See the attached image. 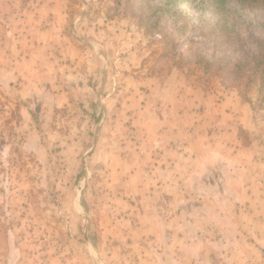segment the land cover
Instances as JSON below:
<instances>
[{"label": "crops", "instance_id": "1", "mask_svg": "<svg viewBox=\"0 0 264 264\" xmlns=\"http://www.w3.org/2000/svg\"><path fill=\"white\" fill-rule=\"evenodd\" d=\"M69 11L67 0H0L2 88L51 111L77 106L75 147L93 174L89 212L73 199L82 246L49 264H264V149L240 134L249 106L152 59L136 30L83 12L70 23Z\"/></svg>", "mask_w": 264, "mask_h": 264}, {"label": "rangeland", "instance_id": "2", "mask_svg": "<svg viewBox=\"0 0 264 264\" xmlns=\"http://www.w3.org/2000/svg\"><path fill=\"white\" fill-rule=\"evenodd\" d=\"M67 1L70 23L79 12L89 21H117L142 34L152 59L168 58L172 66L178 55L187 60L177 68L201 90L218 98L236 95L249 106L251 125L243 138L249 140L251 134L264 149V84L247 78L248 63L259 43H264V7L227 0L225 11L216 14L212 0H176L177 8L168 12L156 8L159 0ZM148 16L159 26L149 30ZM197 58L207 67L196 66ZM118 60L113 64V88L119 85ZM5 88L0 84V264H49L62 257L75 258L84 239L72 234L77 219L73 199L81 196L80 206L89 212L93 202L82 195L95 187L92 171L75 147L81 136L78 107L51 111L43 98L17 101ZM128 139L139 142L133 128ZM82 218L86 221L80 220L79 227L87 224L94 246L96 222L88 213ZM92 251H83L89 260Z\"/></svg>", "mask_w": 264, "mask_h": 264}, {"label": "trees", "instance_id": "3", "mask_svg": "<svg viewBox=\"0 0 264 264\" xmlns=\"http://www.w3.org/2000/svg\"><path fill=\"white\" fill-rule=\"evenodd\" d=\"M212 1L215 3V7H216L214 10V13L222 14L225 11L227 0H212ZM243 1H245V5L250 6V7L252 6L253 8L264 7V0H243ZM179 3L180 2L176 0H159L156 8L160 10L164 9L165 12H168V11L174 10V8H177ZM150 15L153 16L152 14ZM151 16H148L146 19V22L148 24L147 28L149 30L154 29L156 26L157 27L159 26V21L156 19L153 20ZM175 58L176 60L173 62V64L174 66L178 68H183V64L188 63L187 60L183 59L179 55ZM197 59L198 60L194 62L196 66H199L202 68L207 67V63H204L199 58ZM237 66H238V69H240V65H237ZM238 71L240 72L241 69ZM248 71L250 73L249 75H247V78L248 80H250V82H253L255 79L258 78L264 84V43L263 44L259 43V47L257 51L254 53V56H252V58L250 59V62L248 63ZM240 134L243 140V144L247 145L249 143V140H246L243 138V136L245 135L243 132H241ZM227 168L228 167L225 164H223L219 167V171L215 169L213 174L211 173L210 178L207 177L208 181L211 180L212 176L215 178L217 177L218 174H222L223 171L227 170ZM218 189H221V188L219 187Z\"/></svg>", "mask_w": 264, "mask_h": 264}, {"label": "built area", "instance_id": "4", "mask_svg": "<svg viewBox=\"0 0 264 264\" xmlns=\"http://www.w3.org/2000/svg\"><path fill=\"white\" fill-rule=\"evenodd\" d=\"M137 143V142H136Z\"/></svg>", "mask_w": 264, "mask_h": 264}]
</instances>
